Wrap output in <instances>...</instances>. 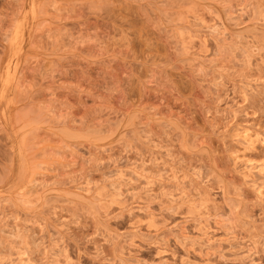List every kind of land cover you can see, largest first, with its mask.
Here are the masks:
<instances>
[{
    "label": "rangeland",
    "instance_id": "obj_1",
    "mask_svg": "<svg viewBox=\"0 0 264 264\" xmlns=\"http://www.w3.org/2000/svg\"><path fill=\"white\" fill-rule=\"evenodd\" d=\"M0 264H264V0H0Z\"/></svg>",
    "mask_w": 264,
    "mask_h": 264
}]
</instances>
